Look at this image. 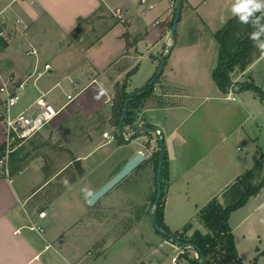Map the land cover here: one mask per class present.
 Here are the masks:
<instances>
[{
	"label": "crops",
	"instance_id": "0c3cea01",
	"mask_svg": "<svg viewBox=\"0 0 264 264\" xmlns=\"http://www.w3.org/2000/svg\"><path fill=\"white\" fill-rule=\"evenodd\" d=\"M233 2L184 0L173 39L170 32L176 8L170 6V0H148L153 7L141 0H19L12 5L10 0H0V28L6 29V37L0 39L3 75L14 74L22 80L34 69L51 64V69L24 91L17 110L39 98L52 109L60 110L25 143L29 148L23 144L15 151L20 160L14 166H23L19 171H10L7 176L0 168V264H170L163 262L158 253L162 247H175L177 242L158 230H154L157 235L152 231L148 235L135 225L117 237L111 236L104 244L95 245L94 237L103 231L98 227L101 219L91 214L96 204L125 181H130L125 195L136 197V180L150 158L94 205L87 203L131 157L138 151L145 152L149 139L150 150L155 151L153 143L159 142V132L169 157L164 222L173 233L188 238L195 230L206 234L208 229L199 219L201 210L214 198L223 201V192L259 160L260 179H264V100L253 90L236 86L254 81L264 90V56L245 71L234 73L236 87L229 93L222 92L213 78L219 58L215 34L233 17ZM117 9L124 11V20L117 19L88 45L70 40L91 17ZM2 10L5 11L1 13ZM8 16L14 20L22 17L29 24L28 29L18 30L14 22L7 20ZM30 42L39 47L37 56L27 55ZM168 52L153 95L133 111L134 124L140 128L143 123L150 131L145 133L138 128L134 136V126L126 124L120 130L133 134V140L139 138L136 145L130 146L132 140L109 147L115 143H104L107 138L95 127L103 116L116 125L112 100L117 85L126 83L128 93L144 87L157 74ZM147 59L149 67L138 79ZM74 83L79 84L78 89ZM77 90V97L67 102V95ZM72 120L90 128L82 131L83 127H75L72 136L73 128L68 131L66 127ZM76 139L83 142L72 149L70 145ZM46 140L52 145L61 140L62 145L69 143L66 150L53 147L56 164L46 165L43 156H32ZM4 143L0 122L1 153ZM70 151L77 156L81 175L49 198L56 184L64 183L59 177L69 165L60 164ZM154 191L155 196L157 184ZM152 205L149 214L157 204ZM40 211H46V217L40 218ZM31 219L45 228L44 233L28 227ZM148 219L151 218L144 216L140 220ZM188 224L192 227L184 233ZM229 224L243 264H264V187L232 211ZM18 229L20 233H15ZM188 249L193 248L183 246L180 253ZM194 254L198 258L196 250Z\"/></svg>",
	"mask_w": 264,
	"mask_h": 264
},
{
	"label": "trees",
	"instance_id": "16d2710c",
	"mask_svg": "<svg viewBox=\"0 0 264 264\" xmlns=\"http://www.w3.org/2000/svg\"><path fill=\"white\" fill-rule=\"evenodd\" d=\"M256 15L260 14L257 13ZM261 26H264V18L260 20V24L255 30H259ZM253 30L251 24L242 25L238 23L236 17H232L226 25L215 34L219 42V58L213 70V78L219 89L224 93H229L232 86L235 84L233 75L236 71H245L250 64L262 56L258 50V44L259 42H264V35H261L256 46H253V42L249 39V34ZM159 79L160 77L157 78L156 82ZM156 82L152 85L147 83L144 87L137 89L135 93H128L126 91V83L117 85L114 109L116 114V125L119 129H123V126L126 124L135 125L133 111L144 105L153 95ZM239 85L240 90H253L264 100V90L254 81L242 82L239 83ZM123 115L125 116L123 117ZM149 127V129H153V126ZM138 128L139 126H137V129ZM139 130L144 132V130H147V127L139 128ZM15 153L16 152L11 155L10 161L12 173L19 171L23 167L22 165L14 166V163L20 160V158L16 157ZM153 156L155 160L157 184V169L161 158L160 148ZM162 158V196L153 211L161 229L168 231L181 241L189 243V246L200 254L199 259L190 257L189 254H182L186 257L188 264H200L201 256L204 257L205 264H243L237 253L232 228L229 224V217L232 211L245 205L250 196L255 195L264 187V179H260L262 161L259 160L251 169L239 177L223 192V201L214 198L201 210L199 219L207 227L208 232L203 234L201 231L195 230L192 236L188 238L184 237L181 233H173L164 222V188L165 181L169 179V157L165 141L163 144ZM156 195L153 198L152 204H155ZM191 227L192 224L186 225L183 228V232L189 231ZM164 235L170 238V235ZM252 264H257V262H253Z\"/></svg>",
	"mask_w": 264,
	"mask_h": 264
},
{
	"label": "rangeland",
	"instance_id": "374dc122",
	"mask_svg": "<svg viewBox=\"0 0 264 264\" xmlns=\"http://www.w3.org/2000/svg\"><path fill=\"white\" fill-rule=\"evenodd\" d=\"M6 17V16H5ZM121 20L123 19L118 18L115 14L114 11H103L101 14H97L93 17H91L89 20L84 22L82 25L79 26L78 30L74 32L73 36L70 38V40L75 41V42H80L82 45H88L90 42L94 41L97 37H99L103 32L106 31L108 27H110L116 20ZM7 20H10L12 23L14 22V18H11L10 16L7 17ZM5 24V23H4ZM15 25V24H14ZM5 26V25H4ZM171 38L174 39L172 35V27H171V32H170ZM83 38V41L81 40ZM47 48H45L46 51ZM150 64V61L144 60L142 64V71L138 75V79H142L143 74L146 72ZM161 64V63H160ZM160 66V65H159ZM136 73V72H135ZM14 75V74H13ZM134 75V74H133ZM160 80L156 82L159 83ZM139 83V81H137ZM149 83V82H148ZM155 84V85H156ZM234 87H240L239 84L233 85ZM232 86V87H233ZM113 102L115 101L114 99L112 100ZM102 122L99 123L95 129L98 131L103 132V135L105 134L106 131L110 132V134H113L116 136V139L113 140L112 142L115 143L113 146L109 147H115L118 145L126 144L127 140L123 137L122 130H120L117 125H115L114 120H106L105 116L102 117ZM77 120H72L69 122V124H66L67 130L71 131L72 129V134L70 135H75L73 131H75V127H83L82 131H84V124H79ZM141 126L145 127L143 123H140ZM90 125H87L85 129H89ZM127 133V132H126ZM129 134V133H128ZM105 137V136H104ZM107 138V137H105ZM139 138H135L133 142L130 144L131 147L135 146L136 143L138 142ZM109 139H105L104 143H108ZM83 140H75L74 142L72 141V145L70 147L72 149L77 148L80 143H82ZM64 142L57 141L55 145H52V143H48V141H44L43 146L39 150H34L33 155L34 157L41 155L43 156L46 165L50 164H56L57 158L56 156V149L60 150H66L67 147L69 146V143H65L62 145ZM71 143V142H70ZM239 146L243 147L244 150L246 149L244 144L242 142L239 143ZM24 147L29 148V144H25ZM54 147V148H53ZM145 151L146 152H151L152 156L150 157V160H148V163L143 164L142 171L138 175V180H136L137 185V191H136V197H127L125 193L129 190L130 186V181H125L124 183H121L118 185L115 189H113L109 194H107L105 197H103L97 204H96V209L92 211V216H98V219H101L100 224L98 225L99 228H102V232H99L98 237H94L97 242L96 246L99 244H104L107 239H109L111 236L112 237H117L121 234H123L125 231L130 229L131 227L136 225V228L140 229H145L146 234L149 235V231L153 232V234H156L154 230H156L151 214H149V211L153 207L152 201H153V196L155 194V188H156V171H155V160L153 154L159 150V142L155 141L153 143V148L155 151L150 150L151 149V141L150 139L145 142ZM60 148V149H59ZM69 148V147H68ZM242 154L244 152H241ZM77 156H75V153L73 151H70L68 153V156L63 157L62 162L60 165H69L67 168L66 173H63L60 175L59 180L61 179L64 181V183H57L56 186L53 188V192L49 196H54L57 194L63 186H65V181L67 183L71 182L74 178H77L79 175H81V168L78 164ZM134 178V177H133ZM131 178L130 180L133 181L134 179ZM151 188V191L148 189ZM144 216H148L151 219H148L146 222L142 221L141 218ZM153 224V227H152ZM95 226V225H94ZM94 228V227H93ZM154 228V229H153ZM91 230V229H90ZM95 232V230H92ZM92 232V233H93ZM101 233V234H100ZM157 235V234H156ZM184 236V235H183ZM186 237V236H184ZM152 240H155L154 237H151ZM156 241V240H155ZM175 247H162L161 250L159 251L158 255L160 258H163V262H171V258L173 256H178L179 257V263L178 264H188L187 259L185 256L182 254H189L190 257H195L194 250L193 249H188L189 251H182L180 253V250L183 248V246L179 245L176 243L174 245ZM175 248V249H174ZM197 258V257H195ZM200 257L198 256L197 259Z\"/></svg>",
	"mask_w": 264,
	"mask_h": 264
},
{
	"label": "built area",
	"instance_id": "2783aa9c",
	"mask_svg": "<svg viewBox=\"0 0 264 264\" xmlns=\"http://www.w3.org/2000/svg\"><path fill=\"white\" fill-rule=\"evenodd\" d=\"M19 0H10V4L12 5ZM142 3L147 4L150 7H153L152 4L148 3V0H141ZM177 0H170V6L172 8H176ZM5 10H2L3 13ZM114 14L123 19L124 11L122 9H117ZM159 23V22H157ZM15 27L18 30L26 31L29 27V24L25 22V20L18 16L14 20ZM6 37V29L0 28V39ZM39 47L30 42L29 47L26 52L29 56H37L39 54ZM51 69V64L45 63L43 68H36L31 71L24 79L19 80L15 75L9 74L8 76H4L0 69V94H1V104H0V122L4 127L5 132V143L3 147V151L0 155V168L2 172L10 176L11 171V155L23 144L33 139L37 134H39L43 128L48 125L60 112V110H54L45 102L42 101V98L34 100L27 107L17 110V107L23 100L24 91L28 89L29 85L32 82H35L42 78L49 70ZM75 89L79 88L78 83H74ZM79 93L77 90L74 93H69L67 95V102L73 101ZM235 99V97H232ZM140 128L143 126L140 125ZM159 132V131H158ZM123 137L125 140H129L132 135L128 134L125 131H122ZM105 137L109 139V141H113L116 139V136L110 134L109 132H105ZM159 136H161L159 132ZM146 155V159H149L152 156L151 152H144ZM46 211H40L39 217H46ZM28 227L32 230H35L39 233H44L45 228L38 224L34 220H30V224ZM15 233H20V229L16 230ZM178 256H173L171 258L170 264L178 263ZM155 264H164L160 262H156Z\"/></svg>",
	"mask_w": 264,
	"mask_h": 264
},
{
	"label": "water",
	"instance_id": "95a60500",
	"mask_svg": "<svg viewBox=\"0 0 264 264\" xmlns=\"http://www.w3.org/2000/svg\"><path fill=\"white\" fill-rule=\"evenodd\" d=\"M184 0H177V5H176V11H175V16L173 20V25H172V35L175 38L176 33H177V28H178V23L181 17V12H182V5H183ZM169 55V52L166 54V57L161 61V64L159 66L157 74L149 81V85H152L156 82L157 78L160 77L163 73L164 66L166 63V58ZM134 91L133 93H135ZM125 115H123L124 117ZM137 126L138 124L134 125V136L137 133ZM150 130H144V132H148ZM132 136L128 141H132L133 137ZM163 144H164V139L162 136L159 138V148L161 152V158L159 161V166L157 169V195L155 199V204H158L161 196H162V183H161V174H162V168H163ZM146 160V155L143 151H138L133 157H131L124 167L117 172L112 178H110L103 186H101L95 193H93L87 200V203L92 206L94 205L98 200H100L103 196H105L110 190H112L116 185H118L124 178H126L132 171H134L136 168H138L143 162ZM151 218L152 222L156 228V230L161 231L164 234L170 235V238L177 242V244L181 246H189V243H185L181 241L179 238L176 236L170 234L168 231L162 230L159 224L156 221V218L151 211ZM200 256V254H199ZM200 264H205L204 257L201 256Z\"/></svg>",
	"mask_w": 264,
	"mask_h": 264
},
{
	"label": "clouds",
	"instance_id": "9594fccd",
	"mask_svg": "<svg viewBox=\"0 0 264 264\" xmlns=\"http://www.w3.org/2000/svg\"><path fill=\"white\" fill-rule=\"evenodd\" d=\"M230 11L232 16L237 18L238 23L242 25L251 24L254 30L249 34V39L253 42V46H256L259 37L264 35V26L255 30L260 24V20L264 18V0H234ZM257 13L260 15H256ZM258 50L264 56V42H259ZM95 98L99 99V96Z\"/></svg>",
	"mask_w": 264,
	"mask_h": 264
}]
</instances>
